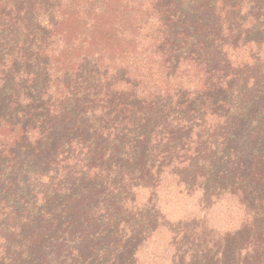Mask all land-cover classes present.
<instances>
[{
  "label": "trees",
  "instance_id": "trees-1",
  "mask_svg": "<svg viewBox=\"0 0 264 264\" xmlns=\"http://www.w3.org/2000/svg\"><path fill=\"white\" fill-rule=\"evenodd\" d=\"M0 264H264V0H0Z\"/></svg>",
  "mask_w": 264,
  "mask_h": 264
}]
</instances>
